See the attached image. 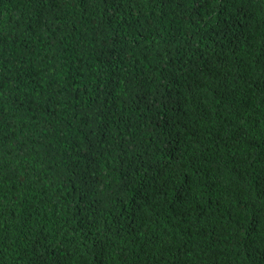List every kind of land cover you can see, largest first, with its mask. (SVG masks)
Here are the masks:
<instances>
[{
  "label": "trees",
  "instance_id": "16d2710c",
  "mask_svg": "<svg viewBox=\"0 0 264 264\" xmlns=\"http://www.w3.org/2000/svg\"><path fill=\"white\" fill-rule=\"evenodd\" d=\"M0 264H264V0H0Z\"/></svg>",
  "mask_w": 264,
  "mask_h": 264
}]
</instances>
